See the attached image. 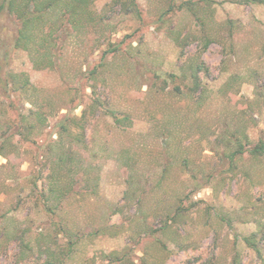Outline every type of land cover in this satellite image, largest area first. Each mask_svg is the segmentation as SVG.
<instances>
[{
	"label": "rangeland",
	"instance_id": "obj_1",
	"mask_svg": "<svg viewBox=\"0 0 264 264\" xmlns=\"http://www.w3.org/2000/svg\"><path fill=\"white\" fill-rule=\"evenodd\" d=\"M87 9L77 30L42 17L54 68L12 51L29 84L0 89V264H264V4Z\"/></svg>",
	"mask_w": 264,
	"mask_h": 264
},
{
	"label": "trees",
	"instance_id": "obj_2",
	"mask_svg": "<svg viewBox=\"0 0 264 264\" xmlns=\"http://www.w3.org/2000/svg\"><path fill=\"white\" fill-rule=\"evenodd\" d=\"M241 3L264 4V0H241ZM57 9L60 11V17L63 20L65 19L67 23H71L72 28L76 30L78 26L83 25L86 27L87 25L96 23L92 11L87 9V0H0V23L3 22L4 18L10 12L14 14L17 20L13 33L6 35L3 32L5 34H0V38L1 35H5L4 42L1 41L0 44V89L4 96L9 97L11 92L25 90L29 84L28 77L24 72L17 73L8 68L14 49L19 48L29 52L31 61L37 68H54L56 66L55 61L51 58V53L55 52L52 49H56L58 44L55 43L56 39L51 36L52 29L46 32L43 30L41 19L48 11ZM55 25L56 23L54 22ZM199 67L197 65V69ZM18 79H20L19 82H17ZM18 115H20V119L18 118L15 122L11 123V129L13 130L8 135V140L14 134H23V130L20 127L26 128V125L22 122L26 120V114L22 113ZM34 115L38 121H45V117L42 116L41 112H35ZM58 124L63 132L69 133L70 124L68 122H58ZM27 126L31 128L34 125L28 123ZM1 147L3 146L0 144ZM263 151L264 141H259L250 150V153L255 155ZM2 154L4 152L0 150V155ZM233 155L231 154V157ZM52 178L54 183L57 182V179L53 176ZM244 239L248 244L251 242L250 237H245Z\"/></svg>",
	"mask_w": 264,
	"mask_h": 264
}]
</instances>
